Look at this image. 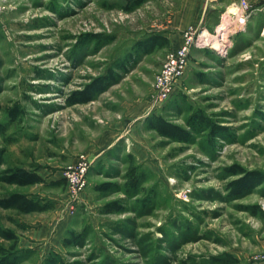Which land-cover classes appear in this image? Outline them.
<instances>
[{
	"label": "rangeland",
	"instance_id": "obj_1",
	"mask_svg": "<svg viewBox=\"0 0 264 264\" xmlns=\"http://www.w3.org/2000/svg\"><path fill=\"white\" fill-rule=\"evenodd\" d=\"M236 1H3L0 177L23 167L45 183L0 180V197L22 192L48 208L0 206V264H49L52 254L67 264H264V182L233 195L243 174L229 170L264 174V11L240 29L224 14ZM178 26L182 40L195 29V43L174 91L156 102L155 76L176 47L143 52L135 42ZM100 76H111L102 92L69 103ZM195 110L226 131L185 143L146 127L152 114L186 127ZM80 154L97 162L74 199L64 176ZM130 166L139 189L126 193ZM104 182L114 186L95 189ZM115 200L124 210L102 213ZM71 232L80 243L66 246Z\"/></svg>",
	"mask_w": 264,
	"mask_h": 264
},
{
	"label": "trees",
	"instance_id": "obj_2",
	"mask_svg": "<svg viewBox=\"0 0 264 264\" xmlns=\"http://www.w3.org/2000/svg\"><path fill=\"white\" fill-rule=\"evenodd\" d=\"M145 0H134V4L138 5L144 2ZM92 39H96V41L100 42L104 38L102 34L94 33L92 35ZM105 40H108L109 37H105ZM135 46L139 49H142L143 52H151L155 48L165 47L169 44V39L166 36L161 34H152L143 39L135 42ZM111 80V76H100L95 82L88 84L85 89L81 92H75L73 98H70L69 103H85L90 101L95 94L102 92L109 81ZM186 127L173 123L172 121L167 120L165 117L159 114H152L147 117L145 120L146 127L148 129L154 130L159 136L166 137L171 140H176L179 142L189 143L192 141L195 135L201 134L203 132L210 133V140L213 139L217 135H221V133L226 131L225 126H219L214 121L211 120L209 116L202 111L195 110L193 111L189 117L186 119ZM1 162V159H0ZM232 174H243L242 177L237 178L233 182H231V189L233 195L240 194L243 190L249 189L251 187L259 185V183L264 182V174L260 171H244L240 168H236L233 166L230 168ZM126 180H125V192L127 193L130 190L136 191L139 189L140 177L135 172V167L130 166L128 171L126 172ZM0 180L6 184H15L19 186L30 185L35 183H45V179L38 174L34 170H29L23 167H15L6 169ZM114 186V183L104 182L97 184L95 186L96 190H108ZM0 206L6 209H13L20 213H29L33 211H44L48 208V204L41 203L39 200H35L34 198L28 197L26 194L22 192H11L8 196L0 197ZM124 210V206L121 205L117 200L109 201L104 204L102 207V213H116L122 212ZM7 238H14L13 234L7 233ZM82 237L81 233H73L71 232L70 239L68 237L63 239L64 245H78L80 243V239ZM50 256L48 258L49 264H67L61 259L59 255ZM2 264H14L15 261H8L6 258L1 262Z\"/></svg>",
	"mask_w": 264,
	"mask_h": 264
},
{
	"label": "built area",
	"instance_id": "obj_3",
	"mask_svg": "<svg viewBox=\"0 0 264 264\" xmlns=\"http://www.w3.org/2000/svg\"><path fill=\"white\" fill-rule=\"evenodd\" d=\"M0 0V12L2 3ZM256 10L264 11V0H257L256 6H252L249 0H238L230 3L226 11L229 16V24L240 29L246 26V22ZM264 29V27H263ZM196 31L193 28L185 30L181 44L167 52L166 57L154 79V99L162 102L169 98L175 89L177 80L184 74L188 56L192 45L195 43ZM94 158L87 159L84 154L78 156V167L69 166L65 172V179L68 185V193L74 199H78L79 192L86 185L85 176L88 170L95 164Z\"/></svg>",
	"mask_w": 264,
	"mask_h": 264
},
{
	"label": "crops",
	"instance_id": "obj_4",
	"mask_svg": "<svg viewBox=\"0 0 264 264\" xmlns=\"http://www.w3.org/2000/svg\"><path fill=\"white\" fill-rule=\"evenodd\" d=\"M184 6L185 5L182 4V6H181L182 8L180 7L178 9L177 14L181 15L183 13ZM193 6H195V4ZM193 8H195V9L193 11H191L190 13H192V15H196L197 14V10H196L197 7H193ZM178 30L182 31L181 28L178 26V28H176V30L168 31L166 34V37L169 39V43H170L171 47H178L181 44L182 35H181V33H179ZM96 162H97V159H96Z\"/></svg>",
	"mask_w": 264,
	"mask_h": 264
},
{
	"label": "bare ground",
	"instance_id": "obj_5",
	"mask_svg": "<svg viewBox=\"0 0 264 264\" xmlns=\"http://www.w3.org/2000/svg\"><path fill=\"white\" fill-rule=\"evenodd\" d=\"M224 14H226L227 15V23L229 22V16H228V13L227 12H225ZM223 14V15H224ZM226 28V21L223 19L222 21H221V23L218 25V27H217V30H218V32L219 31H222L223 29H225ZM205 35V34H204ZM204 35H202V36H204ZM208 44V43H207ZM215 45L217 46V47H219V46H221V44L218 42V41H215Z\"/></svg>",
	"mask_w": 264,
	"mask_h": 264
}]
</instances>
